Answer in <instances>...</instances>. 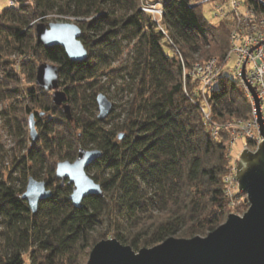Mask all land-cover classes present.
I'll return each instance as SVG.
<instances>
[{
  "label": "trees",
  "instance_id": "1",
  "mask_svg": "<svg viewBox=\"0 0 264 264\" xmlns=\"http://www.w3.org/2000/svg\"><path fill=\"white\" fill-rule=\"evenodd\" d=\"M13 1L0 9V99L20 109L2 112L20 152L11 170L0 169V264H28L25 255L29 264H87L93 246L109 235L138 251L170 236L207 234L229 213L247 210L246 193L229 196L225 183L238 161L231 157L230 124L247 121L252 111L241 79L225 74L228 22H211L204 4H194L200 0ZM248 2L264 16V0ZM149 4L163 14L144 10ZM51 14L76 19L86 61L71 60L61 45L37 42L35 26ZM5 48L23 55L19 70ZM127 48L129 62L112 68ZM211 59L219 71L203 93L191 72ZM43 62L59 67L68 112L53 101L52 90L37 84ZM116 76L128 99L113 102V112L99 120L97 94H106ZM24 78L31 84L26 88ZM32 113L36 139L27 133ZM255 135H245L251 150ZM81 148L102 151L88 173L103 195L75 206L74 185L62 182L56 169L60 161H74ZM5 154L0 144V162ZM31 176L53 190L35 213L21 197Z\"/></svg>",
  "mask_w": 264,
  "mask_h": 264
},
{
  "label": "water",
  "instance_id": "2",
  "mask_svg": "<svg viewBox=\"0 0 264 264\" xmlns=\"http://www.w3.org/2000/svg\"><path fill=\"white\" fill-rule=\"evenodd\" d=\"M36 39L46 47L61 45L73 61L84 62L88 49L81 40L82 28L75 22L54 21L46 24L39 21ZM252 48L251 51H253ZM244 60L241 77L252 93L258 113V132L261 142L255 150L244 148L236 165L239 188L245 192L249 207L243 214L229 213L225 222L210 231L207 236L192 238L170 236L153 247L135 250L116 237L101 239L92 248L87 264H264V118L255 86L247 82ZM36 82L47 91L53 92V101L64 104L66 92L60 88V70L56 64L43 62L38 65ZM98 119L107 118L114 109L112 100L103 92L97 94ZM30 134L36 139L35 116L29 117ZM122 137V136H121ZM102 155L98 148H81L74 161L63 160L57 164L56 175L64 182L74 185L70 199L75 206H81L89 195H103V189L88 169ZM53 195L47 182L29 177L22 199L26 200L33 213L39 204Z\"/></svg>",
  "mask_w": 264,
  "mask_h": 264
},
{
  "label": "built area",
  "instance_id": "3",
  "mask_svg": "<svg viewBox=\"0 0 264 264\" xmlns=\"http://www.w3.org/2000/svg\"><path fill=\"white\" fill-rule=\"evenodd\" d=\"M210 1H214L215 7L219 8L220 11L217 13V16L220 21H226L232 26L231 48L227 62L233 56L235 57V73L241 79L252 106L250 118L247 121L237 119L230 124V126L240 128L238 132L233 129L232 134L235 138L242 135L254 136L255 133H253L252 129L254 126L258 128V113L254 97L241 77V70L244 60H247V82L255 86L257 97L260 101L262 117L264 118V16L260 15L248 0H200L194 2V4H205ZM11 5H15L14 1L11 2ZM143 9L156 15H161L164 12L161 6L151 4L144 6ZM252 48H254L253 51H251ZM249 64H251L250 67H248ZM218 71L219 68L215 63V59H211L206 63L195 65L191 73L199 77L201 82L200 88L204 93L215 85ZM255 136L258 145L262 140V136L259 132ZM225 183L229 196H234L237 191H241L236 175V167L232 174L225 177Z\"/></svg>",
  "mask_w": 264,
  "mask_h": 264
},
{
  "label": "rangeland",
  "instance_id": "4",
  "mask_svg": "<svg viewBox=\"0 0 264 264\" xmlns=\"http://www.w3.org/2000/svg\"><path fill=\"white\" fill-rule=\"evenodd\" d=\"M10 5H11V0H0V9L9 7ZM219 11H220L219 8L215 7L214 1L206 2L204 4L205 16L213 23L220 21L219 17L217 16V13ZM63 17L64 16H61L58 14H51L48 16L47 20L44 22L46 24H48V23L54 22V21H66V22H75L76 21L75 18H70V17H64L63 18ZM1 48H2V46H1V42H0V49ZM166 50L169 51V49H166ZM7 52H9V50H8V48H5V52H4V53H6L5 55L9 56L12 60L15 61V67L17 70H19V66L21 65V61L24 58L23 55L20 54V52H18L16 50H14V51L11 50L9 53H7ZM131 57H132V48H127L125 50V53H123L121 57L115 58L111 67L116 68L122 64H126V62H129ZM250 65L251 64H249L248 67H250ZM235 67H236V59L233 56L232 59L230 61H228L226 64L225 74H227L228 76H230L233 79H238L237 74L235 73ZM107 77L108 76L105 75V76H103L102 79L106 80ZM24 79H23V86L26 88V87L30 86L31 84L29 83V80H27V79L24 80ZM122 82H123V79L120 76H116L114 81H112L111 83H108V85H107L108 91L106 92V95L112 100V102H114L116 104H123L128 99V93L121 88ZM60 88L63 89V87H60ZM51 92L53 95L54 91H51ZM67 104H69V103H67ZM15 105H16L15 101H13L11 99H5V100L0 99V144H2L4 149L6 150V154L4 155L3 162H0V169L2 166V169L4 168V170L7 172L12 169V165H13L12 162H14L13 160L15 159V157H17V154H19L20 149L18 146L16 135L13 134L10 131V129L5 125V117H4L3 113L7 110V112L8 111L12 112V114H14L15 112H17V114H19L20 109L18 111V107H15ZM69 106H70V104H69ZM62 107L64 108V104H62ZM96 112H97V114L99 113L98 110ZM118 112H121V114H123L122 106H120L118 108ZM29 117H30V115H29ZM29 117H28V124H27V130H28L27 133L31 138ZM234 127L235 128H233V129H235L237 132L240 130L239 127H237V126H234ZM232 131L233 130L231 129V132ZM252 131H253V133L258 134V128L256 126L253 127ZM37 132H38V129H37ZM234 138H235V136H234ZM28 144H30V141H28ZM229 145H230L232 160L235 161L236 158L239 159V155H240L241 151L244 148H247L245 135L244 136L243 135L237 136L235 139H233L230 142ZM19 185H20V183H19ZM238 214H240V213H238ZM241 214H243V213H241ZM208 233L203 234L201 236H207ZM108 237H111V236L109 235ZM25 259L27 260V263L29 264L28 255H25Z\"/></svg>",
  "mask_w": 264,
  "mask_h": 264
}]
</instances>
